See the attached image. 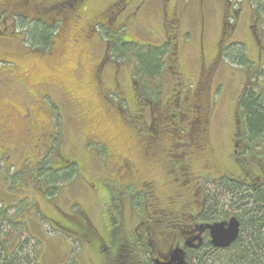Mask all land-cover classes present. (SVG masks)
Masks as SVG:
<instances>
[{
    "label": "rangeland",
    "instance_id": "obj_1",
    "mask_svg": "<svg viewBox=\"0 0 264 264\" xmlns=\"http://www.w3.org/2000/svg\"><path fill=\"white\" fill-rule=\"evenodd\" d=\"M10 1L0 0V216L6 211L12 220H21L16 226L17 229L5 222V235L2 241L10 246V250L15 248L19 239L29 240L30 251L38 252L40 264H98L90 254V244L89 249L87 242H84L83 246L80 245L81 247L76 246L78 249L74 248L73 242L62 239L51 224L59 219L57 218L59 212L54 205L69 211V204L73 202L72 210L78 215L83 213L85 216L87 212L92 227L96 228L100 236L106 235V218L102 215L104 211H108L107 208H111V213H114L115 204L112 200L118 193L114 189L115 185L101 176L104 170L111 173L115 170L116 160L111 158V154H103V148L100 149L93 143L85 147L91 156H81L80 143L88 142L87 137L90 135L88 126H92V118L99 123L101 135L110 143L112 151L117 149L120 157L138 160L139 169L142 170V182L149 179L159 180L156 193L158 195L153 193L154 198L161 194L166 196V199L170 197L169 200L152 206L153 210L165 209L164 213L155 210L151 222L152 231L156 230L154 235L158 236L159 240L169 242L171 238L176 239L178 235L180 237L182 228L180 221L188 223L189 226L198 221L200 203L223 201L220 197L222 191L218 188L219 182L224 181L223 178L226 179L229 175L234 177L240 175L239 167L234 163L236 156L233 155L234 142L238 144L239 140L234 136L236 127L234 120L237 117V103L242 95L246 77L244 69L224 62L222 55L219 54V62H214V59L223 36L222 19L228 10L232 17L230 23L236 24V28L227 44H243L251 62L264 64V52L260 53L252 33L253 3L250 4V0H129L128 7L121 12V17H118L114 24L107 19H100L101 26L94 28L93 32L83 34L77 32L75 23L72 22L75 16L69 18L63 28L64 31H61L64 37L56 39L58 42L53 44L52 49L42 53L30 48V43L25 40L24 30L27 27H23L21 22L13 21L11 17L24 12L26 17H22L21 21L30 24L34 18L43 17V12L39 14L20 7L17 10L12 7ZM228 1L231 3L228 4ZM41 2H48L45 7H50L53 3L52 1L49 3V0H34V4ZM115 2L117 0H84L75 15L80 16L83 21L89 18L97 20L99 19L97 16ZM253 5L257 6L255 3ZM176 9L178 15H173L167 21L165 19L167 12L170 14ZM261 11L264 12L262 9ZM166 24L168 27L172 24L175 28L174 33L176 31L177 59L174 69L177 74L166 72L159 78L146 79L144 84L152 93L149 100L159 104L155 114L176 116L174 122L180 126L177 131L179 137L175 138V141L168 138L159 140L156 148L150 149L151 161L143 162L140 159L141 145L135 137V132L140 130L139 120L135 117L137 114L130 115L128 109L129 104L132 106L134 103V96L136 97L134 74L137 72V60L130 55L122 58L120 62L114 61L106 49V42L113 32L125 29L126 43L146 48L160 47L168 36ZM73 38L79 43L74 42ZM203 55L206 57V67L212 64L213 69H208V72L202 68ZM102 60L108 61L103 67ZM45 83L48 86L44 85ZM139 83L143 85L142 82ZM117 85L123 96L130 99L129 104L113 93ZM192 94L198 99H193ZM183 96L189 99L180 106L178 104ZM169 99L171 100L169 103L172 104L170 108L166 104ZM177 99L178 104L175 105L173 101ZM163 104L166 106L163 107ZM8 108L15 111L20 109V112L13 113ZM27 112L28 116H25ZM181 113L184 118L178 121ZM15 115L20 119L17 120ZM12 116L15 118L9 125L8 118ZM185 116H189L186 121ZM123 118L126 120L130 118L131 122L125 123ZM207 118L211 120V127L208 125L211 145L208 153L210 166H203L205 164L203 157L200 159L195 157V173L188 176L186 172L178 170L183 158L174 157L188 153L186 147L182 146L189 143V140L186 141L184 138L186 132L183 126L190 122L195 128L204 127L203 122ZM21 119L28 120L32 128L35 125L49 123L50 130L58 133L57 147L62 153H67L68 161L74 160L78 163L79 174L69 181L59 182L60 188L53 200L51 198L54 195L48 197L45 195L48 192L46 185L48 176L53 173L41 176L39 169L36 168L37 164L32 161H27V165L24 163L27 158L33 161L40 160L39 156L34 160L35 155L30 151L31 143L29 153H26L27 147L21 146L22 140L17 135L15 140L18 142V151L11 157L10 162L6 161V156L2 154L1 148L6 136L2 131L8 126H11V129H23L25 124H19L22 122ZM199 121L200 126L197 123ZM157 125L163 126L160 122ZM169 155H174L172 163L169 162ZM252 155L249 154L247 159L250 170L248 176L252 175L255 178L261 171L257 166L253 168ZM60 165L62 164L56 166ZM45 166L52 167L51 161L41 164L42 168ZM178 172L182 175L180 180L170 183L172 180L168 178H176ZM205 174L206 177L203 178ZM207 177L211 181L207 180ZM203 180L202 186L198 187ZM119 188L121 190V187ZM126 189L121 190L124 193L121 200L127 204V209L133 189ZM139 200L147 205L143 197ZM138 201H130L133 203L130 208L139 216L134 221L137 222L139 218L147 221L151 216L150 211H140L142 206L137 204ZM226 208L230 211L228 219L236 216L237 211L232 210L230 206ZM126 209L128 217H136L132 211ZM160 214L164 217H159ZM130 228L127 227L128 230ZM161 233H164L167 239ZM103 257L104 255L100 253L101 264H104Z\"/></svg>",
    "mask_w": 264,
    "mask_h": 264
},
{
    "label": "trees",
    "instance_id": "obj_2",
    "mask_svg": "<svg viewBox=\"0 0 264 264\" xmlns=\"http://www.w3.org/2000/svg\"><path fill=\"white\" fill-rule=\"evenodd\" d=\"M10 2H12V7H15L17 10L20 7L39 14L43 12V17L34 18L30 24L21 21L22 17H26L24 12L11 17L13 21L21 22L20 24L23 27H27L24 30L26 32L25 40L27 43H30V48L42 53V51L51 50L53 44L58 42L56 39L64 37L61 31H64L63 28L66 26L69 18L74 17L78 13V7L84 0H73L71 2L72 11L69 10L63 13L61 12L62 9L56 8L54 5L45 7L42 4H34V0H11ZM251 2L257 5L255 7L253 4L251 5L253 20L252 33H254L258 49L262 53L264 52V12L261 9L264 10V0H250V4ZM229 3L231 1H228ZM46 14L48 15L46 16ZM230 15V12L227 10L223 22V36L221 38L219 54L223 56L224 62L239 69H244L246 77L244 89L238 99L236 109L238 114L237 120L240 122L239 129L241 130V135L238 137V144L236 142L237 145L240 144V147L235 148V152H237V163L235 164L241 167L243 174L241 177L231 175L227 176L228 178L226 179L224 177V181L219 182L220 185L218 186L222 191L220 197L223 200V204L222 202L218 203L216 200L213 203L210 199L208 200L211 201V204L205 201L200 203L197 220L204 224L225 222L228 220L230 212L226 207L230 206L232 210L237 211L235 217L241 222V234L237 242L224 250L215 249L210 244L208 237H206L203 243L204 245L200 249L190 252L188 264H264V64L261 65L251 62L247 49L243 44H227L229 38L232 36L231 33L236 28V24L230 23V19H232ZM97 17L99 19L95 21L92 19L94 21L92 29L102 24L99 20L103 19V17ZM3 21L7 22L5 19ZM166 26L168 27L167 24ZM174 29L173 25L169 24L167 39L160 47L146 48L145 46L139 47L134 43H126L124 41L125 29H118L117 32H113L114 34L108 37V41L106 42V49L110 52V58L114 61L120 62L122 58L130 55L135 57L137 60V72L134 74L136 77L134 81L137 84H141L139 82H142L144 93L150 96L152 93L146 88V84H144L146 83V79L153 80L154 78H159L166 72L173 75L177 74L176 69H174L177 59V47L175 45L176 31L174 33ZM178 105L183 106L182 103ZM183 118L184 116L181 114L178 116V121ZM249 154H253L251 156L253 168L257 166L261 171V174H257L255 178L252 175L248 176L250 174L247 165L249 163L247 161ZM64 159L66 162L64 164L61 163L62 165L58 167L54 162H59V159L57 161L56 159L32 161L38 165L36 168L39 169L41 176L51 172L53 173V175L48 176L46 182L48 192L45 194L47 197L54 195L51 198L52 200L59 191V182L69 181L71 178H76L77 174H79L78 163L74 160L68 161L67 158ZM50 161L52 167H41V164ZM24 163L26 164L27 161ZM204 180L199 187L202 186ZM207 180L211 181L210 178ZM137 204L142 206L140 211L146 212V206L141 200ZM54 207L57 210L61 209L56 205ZM172 211L174 210L172 209ZM115 212L116 208L113 214ZM132 213L134 216L136 215V212L134 213L132 211ZM20 221L12 220L6 214V211L0 216V264H40L38 263V252H35V250L33 252L30 251L31 241L19 239V242L14 246L15 248L13 250H10V246L2 241V237L5 235V222H7V225H14V228L17 229L16 226L20 224ZM112 221L111 226L116 227V219ZM51 224L54 226L53 222ZM115 229H118L117 237L121 238V232L119 233V231H122V229ZM31 239L34 241L33 237ZM35 243L38 244L36 241Z\"/></svg>",
    "mask_w": 264,
    "mask_h": 264
},
{
    "label": "flooded vegetation",
    "instance_id": "obj_3",
    "mask_svg": "<svg viewBox=\"0 0 264 264\" xmlns=\"http://www.w3.org/2000/svg\"><path fill=\"white\" fill-rule=\"evenodd\" d=\"M49 1H50L49 3H51V1L53 2L52 5H54V7L62 9L61 11L62 13L67 12L69 10L72 11L71 2L73 0H49ZM128 1L129 0H117V2L113 3L110 7H108L104 12H102L98 16L103 17V19L105 20L107 19V21L114 24L118 20V17L119 18L121 17L120 15L121 12H123L125 8L128 7ZM40 4L46 5L48 4V2H41ZM176 12L177 9L173 10L170 14H168L167 12V16L165 19L169 21V18H172L173 15L177 16L178 14ZM92 19L95 20V18ZM92 19L89 18L88 20L83 21L82 18H80V16L75 15L72 21L75 23L74 26L75 30L77 32H81V34L85 32L86 33L93 32L92 24H91V22H93ZM174 20L175 18L173 19V21ZM74 42L79 43V41H74ZM219 48L220 45L217 48V53L215 55L214 62H219ZM83 55L84 53H82V56ZM202 57H203L202 68L204 69V71L208 72V69H213L212 64L206 67V57H204V55ZM101 62H102L101 66L103 67L104 65L107 64L108 61L102 60ZM44 85L48 86L47 83H45ZM134 85H135L136 97L134 96V103L132 106L129 104L130 99L123 96L122 92H120L119 90L118 85L113 90V93L116 94L120 99L123 98V100L127 104H129L128 109L130 115H132V113L137 114L135 117L139 120L140 133L139 131L135 132V137L138 144L141 145L140 148L142 149V156L140 157V159H142L143 162H145L146 160H149L150 162L151 161L150 149L156 148L157 143L159 142V140L162 139L168 138L170 139V141H175L176 140L175 138L179 137L177 135L179 125L174 122V118H176V116L167 115V114H155V110L159 108V104H154L152 101L149 100L151 96L147 93H144L143 85L139 84L140 87L136 83ZM191 97L193 99L195 98L198 99V97L197 96L195 97V95L193 94ZM202 97L203 96H201L200 98L202 99ZM188 99L189 98L183 96V98L180 100V104L181 103L184 104L185 101H187ZM178 100L179 99L173 101L175 105L178 104ZM170 101H171L170 99L166 101V104H168L169 108L172 107V104L169 103ZM166 104H163L162 106L165 107ZM132 107H134L135 110L132 111ZM8 110L13 113L17 112V114H19L20 112V109L19 110L16 109L15 111V109L13 108L12 109L8 108ZM117 110L120 113L118 108ZM236 115L238 117L237 113ZM25 116H28V112ZM188 117L189 116H185V121L188 119ZM237 117H235L234 120L236 125L234 136L239 137L241 135L240 133L241 130L239 129L240 122H238ZM13 118L15 117L12 116L8 118L9 125L12 124ZM16 119L17 120L20 119L19 116L18 117L16 116ZM95 120L97 121V119ZM124 121L125 123H130L131 119L130 118H128L127 120L124 119ZM28 122H29L28 120H22V122H19L20 125L25 124L23 129H19V128L11 129L10 128L11 126H8L4 128V131H2L6 133V136L4 137V141H3L4 145L1 148L2 154L6 156L5 157L6 161L10 162L11 157H14V155L18 151V142L17 140H15V137L18 135V138L22 140L21 146L27 147L26 153H29V148L31 143L32 150L30 148V151L31 152L33 151V154L35 155L33 156L34 160L35 157L38 156L40 157V160H47L50 158L52 159L60 158L59 162H54V163H56V165H58L59 163L64 164L66 162L64 158H69V156L67 155V153L64 152L62 153L60 148L57 147L58 133H56L54 130H50L49 123H45L44 125H35L34 128H32ZM159 122L160 125L163 126H158L157 124ZM91 123L92 126L91 125L88 126L90 130V135L87 137L88 142L85 139L86 144L80 143L81 156H91L90 154L85 152L84 147L85 146L87 147L88 145L93 143L99 146L100 149L103 148L104 150V152H102L103 154H111V158H114L116 160L114 163L115 170H113L112 173L110 171L108 172L107 170H104L101 176L102 179H106L107 181L112 182L115 185L114 189L118 194L117 196H114L112 202L115 204L114 208H116V212L115 214L111 213L112 212L110 211L111 208L110 209L107 208L108 211L103 212L102 216L106 218V228H105L106 235L105 237H102V235L100 236L98 234L96 228L92 227L91 220L89 219L87 212H86L87 217L83 213H79V215H77L78 213L72 210L74 206H73V202H71L69 204L70 206L69 211H64L62 209H59L60 213L59 215H57V218L59 219L58 221L55 220L53 222L56 231H58L59 235L62 236V239H65L66 241L69 240L70 243L73 242L74 248L76 246L81 247L80 245L83 246V243L87 242L89 249V244H90L91 246L89 249L91 250L90 254L93 260H96L98 264H101V261L99 260L100 253L104 255L103 262L105 264H161L162 262H166V260L170 258L169 257L170 254L176 248L185 250L186 260L188 262L190 252L194 250H198L202 246L200 248L190 249L186 246V243L190 242L192 243L191 245L193 246L199 243V241H197L196 243L193 244V239L199 237L200 234H198L197 231L198 227L200 225H204V223L195 221L193 222V224L189 226L183 223L184 221H180V223H182L181 224L182 228L179 233L181 235L180 237L178 235L176 236V239L171 238L169 242H165L162 239L159 240L158 236L156 237L154 235V233L156 234V230L152 231L151 222L155 210L164 213L165 209L159 208L153 210L152 206H154L155 203L161 204L163 203V201L169 200L170 197H167L166 199V196H162L161 194V196L159 195L154 198L153 193L156 194L158 192L157 190L159 187L158 185L159 180L149 179L146 182H142L141 181L142 170L139 169L138 160H134L131 157H124V158L120 157L119 154H117L120 153L119 150L117 149L112 151L110 143L107 142L106 138H103L101 135L99 123L95 122L93 118ZM197 123L198 126H200L201 124L200 121ZM203 123H204V127L200 126L199 128H195L193 126L194 124L190 122L185 123L183 127H185L186 137L184 138H186V141L189 140V143L186 145L182 144V146L186 147L188 153H182V155L179 156L169 155L168 157L170 163H172L173 161L171 160L174 159L172 156L182 157L183 161H181L178 170H180L182 173L186 172L188 176H191V174L194 175L195 173L194 172L195 157H199V159L200 157H203L205 161V164L203 166L204 167L210 166L208 163L209 162L208 153L210 151L211 145H210L208 132H209V126L211 127V120L207 118V120H205ZM64 136L66 137V135ZM30 141H33L34 143ZM106 144H108V146L110 145L109 146L110 149ZM237 147L238 145L236 144V142H234L233 155L236 156V158H237L236 155L237 152H235V148ZM236 160L234 161V163H237ZM25 161H33V160L31 158H27ZM235 165L237 166V164ZM238 167H239L240 175L236 177H241L243 171L240 166ZM175 175H176V171H175ZM181 176H182L181 173L178 172L176 178L169 177L168 179H171L172 181H170V183H172L180 180ZM202 177L203 178L206 177V174L203 175ZM194 178L195 176H193L192 179ZM188 180L191 181V179L189 178ZM178 186L179 185H177V187ZM119 187H121L122 191L127 190L126 188L133 189L128 203L129 207L127 208L130 211H132L130 206L133 205V203L130 201L135 200L137 202V200L141 199L142 197L145 199L147 203V205H145L146 206L145 208L147 210L145 209V211L149 210L150 211L149 214L151 215L147 221H144L142 218H139V220L135 222L134 219H137V217H139L137 213H135L136 217H130V216L128 217L125 211L127 204H124L123 201L121 200V198L124 196V193L120 190ZM96 192L99 194V191L96 190ZM196 193L199 194V192ZM103 194L107 196L105 191H103ZM159 217H164V215L160 214ZM113 219H116L115 221V223H117L116 227L109 226V222L110 224H112ZM127 224L129 227H131L130 230L127 229L128 227ZM185 227L187 229H185ZM115 228L122 229V231H119V233L121 232V238L117 237L116 234L118 229ZM161 235L163 237L165 236L164 233H161ZM206 237H208L210 242V235L207 231H205L204 234L200 236L202 240L201 243L202 245H204L203 243L205 242ZM94 240H96L97 242L96 241L93 242Z\"/></svg>",
    "mask_w": 264,
    "mask_h": 264
},
{
    "label": "water",
    "instance_id": "obj_4",
    "mask_svg": "<svg viewBox=\"0 0 264 264\" xmlns=\"http://www.w3.org/2000/svg\"><path fill=\"white\" fill-rule=\"evenodd\" d=\"M241 222L236 217H231L225 222H216L215 224H204L198 227L199 237L193 239V244L199 241L197 245H191L187 242L186 246L190 249L200 248L202 246V240L200 236L207 231L210 235V244L216 249H227L231 247L240 237ZM170 258L166 262L161 264H188L185 256V250L176 248L169 256Z\"/></svg>",
    "mask_w": 264,
    "mask_h": 264
},
{
    "label": "crops",
    "instance_id": "obj_5",
    "mask_svg": "<svg viewBox=\"0 0 264 264\" xmlns=\"http://www.w3.org/2000/svg\"><path fill=\"white\" fill-rule=\"evenodd\" d=\"M174 7H176V6H174ZM224 12V11H223ZM225 13V12H224ZM222 20H224V18L222 19Z\"/></svg>",
    "mask_w": 264,
    "mask_h": 264
}]
</instances>
